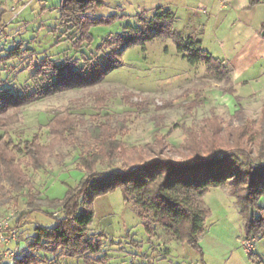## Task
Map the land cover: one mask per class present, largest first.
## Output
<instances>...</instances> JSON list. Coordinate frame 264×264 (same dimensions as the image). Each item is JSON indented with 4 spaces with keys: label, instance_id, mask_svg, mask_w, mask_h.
Returning a JSON list of instances; mask_svg holds the SVG:
<instances>
[{
    "label": "rangeland",
    "instance_id": "1",
    "mask_svg": "<svg viewBox=\"0 0 264 264\" xmlns=\"http://www.w3.org/2000/svg\"><path fill=\"white\" fill-rule=\"evenodd\" d=\"M62 1L0 0V86L21 89L47 55L56 59L73 57L82 64V57L94 55L104 39L124 35L128 26L138 27L141 17L157 11L150 9L156 0H106L104 7L91 14L116 17L110 23L93 27V42L79 53L71 49L69 41L59 42L63 32L59 20ZM21 45L30 51L20 52ZM211 46V41L205 42L206 48ZM107 52L109 49L99 56ZM250 84H226L210 76L205 64L191 65L184 59L173 39L159 38L148 42L145 48H126L119 65L92 87L56 92L1 115V123L17 142L38 133L41 142L48 145L51 136L46 124L55 115L61 117L60 128L64 125L75 129L71 137H56L45 171L26 169L36 185L37 198L42 200L40 209L31 212L26 199L0 209V219L15 217L9 232L17 235V242L4 248L19 247V257L33 254L28 246L35 238L36 227L56 226L68 191L85 177L77 159L82 152L92 149L99 132L120 141L111 164L99 165L100 171L128 170L139 160L149 161L157 154L174 162L191 159L193 152L186 146H192L193 139L188 130L193 127L199 148L205 150L215 130L202 134V127H208L203 120L213 114L221 118L214 126L222 129L218 135L228 143L233 144L238 138L241 146L246 145L254 156L260 149L264 151V77ZM229 86L233 90L227 92ZM129 102L146 103L148 109L140 111ZM241 108L243 113L238 114ZM232 132L237 136L229 138ZM204 201L210 214L205 236L200 237L204 248L201 255L153 221L154 231L148 232L139 209L124 200L121 188L97 197L90 230L101 239L103 251L95 264H264V237L252 238V251H245L243 220L230 187L211 188ZM259 203L264 205V195ZM23 215L27 217L18 225L16 221ZM217 239L218 247L214 243ZM60 263L83 261L62 257Z\"/></svg>",
    "mask_w": 264,
    "mask_h": 264
},
{
    "label": "trees",
    "instance_id": "2",
    "mask_svg": "<svg viewBox=\"0 0 264 264\" xmlns=\"http://www.w3.org/2000/svg\"><path fill=\"white\" fill-rule=\"evenodd\" d=\"M105 1L63 0L59 6V20L63 28L59 42L69 41L73 51L82 53L80 51L94 40L91 29L110 23L116 17L91 14L96 8L104 7ZM262 2L264 0H251V5ZM174 23L175 14L172 11L158 9L152 16L141 17L138 27L128 26L124 35L104 39L94 55L82 57V64L73 57H43L39 68L21 89L14 91L10 87L0 86V116L56 92L92 87L119 65L126 48L132 45L145 48L148 42L159 38L173 39L178 53L191 65L203 63L207 74L231 84L232 71L223 61L204 49L201 42L176 30ZM262 30L264 33V26ZM22 47L20 52L30 51ZM105 49H109V52L100 57ZM232 88L229 86L227 92ZM131 106H137L140 111L148 109L146 103H131ZM237 113H243V108L238 109ZM262 118L264 125V106ZM60 119V115H55L46 124L51 136L48 145L41 142L38 133L31 139L17 142L0 121V209L9 204L18 205L22 199L27 200L31 212L40 209L42 200L37 198L36 185L26 169L45 171L48 158L54 153L56 137H71L75 129L64 125L60 128ZM220 119L213 114L203 120L208 127H202V134L215 130L205 150L199 148L193 127L189 128L193 141L192 146L187 143L186 149L192 150L191 159L174 162L157 154L156 158L139 160L124 171L98 170L99 165L111 164L120 145V141L99 132L92 149L82 152L77 159L78 166L85 170V177L77 187L68 191L59 209L61 218L57 219L56 226L49 228L38 225L35 238L28 246L33 254L17 255L3 264H10L11 261L12 264H61L62 257L77 258L83 264H95L96 257L103 250L101 239L90 230L95 215L93 202L117 188L122 189L126 202H133L139 209L148 232L152 234L154 231L151 225L153 221L203 255L200 237L206 232V219L210 214V210L205 208L204 197L211 188L229 186L243 220L244 239L264 237V205L259 203L264 195V151L260 149L254 156L246 145L241 146L238 138L233 144L228 143L224 136L218 135L222 129L214 126ZM235 136L237 134L232 132L229 138ZM26 217L23 215L16 223L20 225ZM253 256L255 254L250 255L252 259Z\"/></svg>",
    "mask_w": 264,
    "mask_h": 264
},
{
    "label": "crops",
    "instance_id": "3",
    "mask_svg": "<svg viewBox=\"0 0 264 264\" xmlns=\"http://www.w3.org/2000/svg\"><path fill=\"white\" fill-rule=\"evenodd\" d=\"M151 4L150 9L172 11L175 29L219 57L232 71V81L249 85L262 81L264 2L252 6L251 0H228L225 8L217 0H156ZM206 41L212 42L211 49L205 47ZM225 42H229L227 48ZM214 243L219 246L218 239Z\"/></svg>",
    "mask_w": 264,
    "mask_h": 264
},
{
    "label": "built area",
    "instance_id": "4",
    "mask_svg": "<svg viewBox=\"0 0 264 264\" xmlns=\"http://www.w3.org/2000/svg\"><path fill=\"white\" fill-rule=\"evenodd\" d=\"M222 8L227 7L228 0H217ZM13 216H6L5 218L0 219V264H3L6 260L14 258L19 253V247L16 248H4L5 246L10 245L11 243L17 242V235L14 231L9 232L11 229V220ZM255 239L245 240L244 248L247 253L252 251Z\"/></svg>",
    "mask_w": 264,
    "mask_h": 264
}]
</instances>
